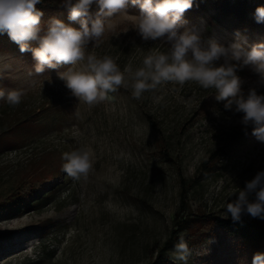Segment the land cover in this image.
Returning a JSON list of instances; mask_svg holds the SVG:
<instances>
[{
    "label": "rangeland",
    "instance_id": "1",
    "mask_svg": "<svg viewBox=\"0 0 264 264\" xmlns=\"http://www.w3.org/2000/svg\"><path fill=\"white\" fill-rule=\"evenodd\" d=\"M48 3L68 10L65 0H42L37 7L43 29L52 18L80 27L58 17ZM215 3L204 15L185 13L184 27L203 21L202 38L215 35L225 45L237 33L248 45L264 42V31L217 15ZM90 11H96L95 4ZM127 13L139 15L131 6ZM112 23L99 47L90 44L87 51L111 56L121 71L128 65L135 71L145 56L167 51L159 41L142 40L133 19L117 16ZM34 64L31 52L21 53L0 35V88L24 92L16 107L0 100V264H153L176 230L182 181L188 192L182 218L225 219L231 194L264 170V143L251 134V126L245 134L241 114L212 99L214 89L195 81L165 82L136 99L125 73L127 87L88 105L58 78L67 66L29 75ZM238 75L245 94L250 88L264 94L249 68ZM81 149L90 153L91 167L71 177L63 169L64 154ZM219 149L221 157L203 172L202 164ZM242 219L264 224L247 215ZM181 234L194 250L188 264H249L252 252L264 253V243L241 240L206 222L194 235L176 234L160 264H182L170 258ZM210 238L215 242L208 244ZM204 249L207 254L196 255Z\"/></svg>",
    "mask_w": 264,
    "mask_h": 264
},
{
    "label": "clouds",
    "instance_id": "2",
    "mask_svg": "<svg viewBox=\"0 0 264 264\" xmlns=\"http://www.w3.org/2000/svg\"><path fill=\"white\" fill-rule=\"evenodd\" d=\"M42 0H0V35H7L18 45L21 53L31 52L35 64L29 75L42 76L46 70L67 66L57 76L77 100L93 105L104 101L109 92L125 84V73L130 74L132 95L140 99L165 82L183 85L195 81L204 89H214V99L223 102L225 110L241 114L240 124L245 134L251 126L252 135L264 143V94L256 88L243 91L245 81L238 75L249 68L264 86V42L248 45L239 33L227 45L215 35L205 41V25L184 27V14L193 6V0H65L69 21L79 22L75 28L52 18L46 29L41 27L42 11L37 7ZM95 4L96 11L91 12ZM138 7L139 15H128L129 7ZM255 20L264 23V6L255 9ZM125 16L134 20L133 29L144 41H159L166 52L144 57L143 66L133 71L130 65L123 71L108 55L97 57L87 50L97 48L105 32L113 29V18ZM184 28L181 31V28ZM49 83L51 80L49 79ZM24 92L18 88H0V100L12 107L18 106ZM64 171L71 177L86 173L91 167L90 153L77 150L65 153ZM225 204V219L240 222L247 215L264 220V170L245 181L244 187L233 192ZM254 197V198H253ZM209 239L208 244L214 243ZM194 250L184 234L171 250L170 258L188 264ZM207 254V249L196 255ZM251 264H264V253H254Z\"/></svg>",
    "mask_w": 264,
    "mask_h": 264
},
{
    "label": "trees",
    "instance_id": "3",
    "mask_svg": "<svg viewBox=\"0 0 264 264\" xmlns=\"http://www.w3.org/2000/svg\"><path fill=\"white\" fill-rule=\"evenodd\" d=\"M232 0H216V3L213 5V9L217 13V15H222L225 18L234 17L236 21L242 27L249 26L253 29H258L259 31H264V23H257L255 20V9L259 6L257 0H236L233 5H230ZM53 4V3H52ZM212 4V0H193V6L190 10H187L185 13L191 15H204L210 9L209 5ZM46 6H49L55 12L58 17H66L68 18V10L58 4L56 7L48 3ZM137 11H140L138 7H134ZM214 99V98H212ZM149 121L155 127L154 121L149 118ZM160 132V131H159ZM244 131H242L243 133ZM223 149H219L215 151L207 161L202 164V171L206 172L209 169V166L221 157L223 153ZM185 182L181 183V192H180V207L178 212L175 215V227L176 230L169 236V238L165 241L164 246L157 254L156 260L153 264H160L163 254L172 247L174 236L181 232L182 230H187L190 234L194 235L198 233L203 225L207 222L209 225L217 226L222 230H225L237 238L254 243L260 244L264 243V224L263 223H253L245 220H241L240 222L233 223L232 220L213 218V217H201L199 219L189 220L188 218H182L187 211V194L188 192L185 190ZM253 252L249 255V264H251V259L253 256Z\"/></svg>",
    "mask_w": 264,
    "mask_h": 264
}]
</instances>
